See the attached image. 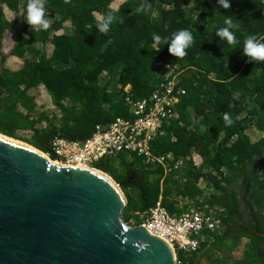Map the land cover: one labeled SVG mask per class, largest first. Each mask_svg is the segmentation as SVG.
<instances>
[{
	"label": "trees",
	"instance_id": "trees-1",
	"mask_svg": "<svg viewBox=\"0 0 264 264\" xmlns=\"http://www.w3.org/2000/svg\"><path fill=\"white\" fill-rule=\"evenodd\" d=\"M114 1L39 0L49 28L36 30L24 18L12 48L0 55V133L54 160V138L83 140L97 124L129 117L127 98L137 101L150 95L169 68L170 75L180 72L186 93L153 149L181 159L183 166L164 174L161 166L148 165L135 154L95 164L121 185L128 200L123 220L140 224L141 214L160 195L171 212L186 200L202 211L219 212L224 224L238 212L242 198L259 215L264 211V62L243 56V48L248 36L264 43V0H229L228 10L219 0H123L113 8ZM27 2L0 0V47L15 31L9 13H18ZM108 14L115 18L109 31L101 33L98 19ZM226 18L233 20L234 45L216 35L226 27ZM67 22L71 30L61 31ZM180 30L189 31L194 40L183 58L169 53L170 44L153 47L154 35L170 43ZM9 56L21 60L18 68L7 66ZM41 87L59 115L37 102L32 90ZM206 191L209 198L201 199ZM214 237L195 252L180 253L179 264H196L207 247L233 251L244 237L248 250L241 258L225 261L218 256L216 261L263 264L258 244L264 236L243 232L232 237L224 229ZM249 252L259 257L256 263Z\"/></svg>",
	"mask_w": 264,
	"mask_h": 264
},
{
	"label": "water",
	"instance_id": "water-1",
	"mask_svg": "<svg viewBox=\"0 0 264 264\" xmlns=\"http://www.w3.org/2000/svg\"><path fill=\"white\" fill-rule=\"evenodd\" d=\"M127 203L106 172L0 133V264H176L167 242L123 220Z\"/></svg>",
	"mask_w": 264,
	"mask_h": 264
},
{
	"label": "built area",
	"instance_id": "built-area-1",
	"mask_svg": "<svg viewBox=\"0 0 264 264\" xmlns=\"http://www.w3.org/2000/svg\"><path fill=\"white\" fill-rule=\"evenodd\" d=\"M165 71V78L150 95L137 101L127 98L131 104L129 117L116 116L107 125L97 124L83 140L54 138L51 145L54 161L60 165L95 168V164L104 159L135 154L148 165L161 166L164 174L181 168V159L176 160L171 154L158 155L153 149V141L177 116L176 104L186 93L180 84V72L170 75L172 69ZM44 154L49 157L48 153ZM141 217L140 224L172 248L176 264L180 263V253L195 252L224 231L219 212L202 211L186 200L181 202L178 211L171 212L163 204L161 195Z\"/></svg>",
	"mask_w": 264,
	"mask_h": 264
},
{
	"label": "clouds",
	"instance_id": "clouds-1",
	"mask_svg": "<svg viewBox=\"0 0 264 264\" xmlns=\"http://www.w3.org/2000/svg\"><path fill=\"white\" fill-rule=\"evenodd\" d=\"M64 2L70 3L71 0H64ZM219 3L225 10L230 8L229 0H219ZM149 8H151V5H149ZM114 18L115 17L112 14H108L106 17H99L97 27L101 33H107L109 31L110 24ZM25 20L31 28H36V30H47L49 28V20L45 18V10L39 3V0H28ZM224 23L226 27L220 28L216 32V35L221 39H226L229 44H236V37L230 31L233 27V20L231 18H226ZM153 39L155 41L153 47L162 43L170 44L168 49L169 53L177 58H183L187 54L185 50L194 42L192 34L187 30H180L179 32L174 33L170 43L167 39H162L158 35H154ZM261 39H264V37H261ZM243 56H246L253 61L264 62V43L259 42L253 36L246 37L244 40ZM224 120L228 124H231V120L227 113L224 114Z\"/></svg>",
	"mask_w": 264,
	"mask_h": 264
},
{
	"label": "rangeland",
	"instance_id": "rangeland-1",
	"mask_svg": "<svg viewBox=\"0 0 264 264\" xmlns=\"http://www.w3.org/2000/svg\"><path fill=\"white\" fill-rule=\"evenodd\" d=\"M122 1L123 0H115L112 4V7L118 8L119 4ZM26 7H27V3H23L21 5L20 11L18 13H12V12L9 13V18L15 24V31L6 35L4 42H3L2 46L0 47V55L1 54L2 55L8 54L9 50L12 48V46L14 44L16 34H19L21 32L22 20L26 16ZM71 28H72L71 24L69 22H67L61 31L69 32L71 30ZM32 54H33L32 51L30 53H27V57H31ZM20 62H21V60H19L17 58H13L12 56H9L8 61H7V66H9L11 68H18L20 66ZM32 93L36 95L37 102L39 104H42L44 106V109L48 113H50L52 115H59L60 114L59 110L53 104V102L50 98V94H48V92L44 89V87L32 90ZM114 160H116V158ZM137 160H138V158H137ZM120 187H121V185H120ZM210 193H211L210 191H206L201 196V199L209 198ZM131 221L133 222V220H131ZM247 241L248 240H246V237L242 238V240L239 241V243H238L239 245L236 247V249H234L233 251H230V252H228V251L222 252V251H218V249H216V248L207 247L198 254V256L196 258V264H219V262L216 261V258H218V256H220L221 259H225V261L226 260L230 261L236 257L241 258L242 255L244 254V252L246 253V251L248 250V244H247L248 242ZM248 254H249V258L252 262L256 263V261H258L257 259H259V257H257L256 253L249 252Z\"/></svg>",
	"mask_w": 264,
	"mask_h": 264
},
{
	"label": "flooded vegetation",
	"instance_id": "flooded-vegetation-1",
	"mask_svg": "<svg viewBox=\"0 0 264 264\" xmlns=\"http://www.w3.org/2000/svg\"><path fill=\"white\" fill-rule=\"evenodd\" d=\"M237 213L233 214V219H229L223 224V229L229 232L232 237H236L240 233H249L261 226L264 229V211L256 215L250 204H247L246 199L242 198ZM236 219V222L234 221ZM260 230V229H259ZM262 231V230H261ZM263 232V231H262ZM262 236V235H261ZM259 252L264 264V242L259 241Z\"/></svg>",
	"mask_w": 264,
	"mask_h": 264
},
{
	"label": "bare ground",
	"instance_id": "bare-ground-1",
	"mask_svg": "<svg viewBox=\"0 0 264 264\" xmlns=\"http://www.w3.org/2000/svg\"><path fill=\"white\" fill-rule=\"evenodd\" d=\"M16 142H19L20 144H23V145H26V146H29V147H32V146H30V145H28V144H25V143H23V142H20V141H18V140H15ZM33 148V147H32ZM55 163H57V164H60L59 162H57V161H54ZM83 167H87V168H93V167H89V166H83Z\"/></svg>",
	"mask_w": 264,
	"mask_h": 264
}]
</instances>
